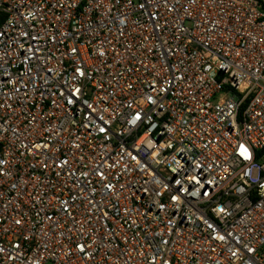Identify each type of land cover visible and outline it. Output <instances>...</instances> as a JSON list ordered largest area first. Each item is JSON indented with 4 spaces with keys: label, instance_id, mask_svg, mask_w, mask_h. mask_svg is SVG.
<instances>
[{
    "label": "built area",
    "instance_id": "built-area-1",
    "mask_svg": "<svg viewBox=\"0 0 264 264\" xmlns=\"http://www.w3.org/2000/svg\"><path fill=\"white\" fill-rule=\"evenodd\" d=\"M0 264H264V0H0Z\"/></svg>",
    "mask_w": 264,
    "mask_h": 264
}]
</instances>
